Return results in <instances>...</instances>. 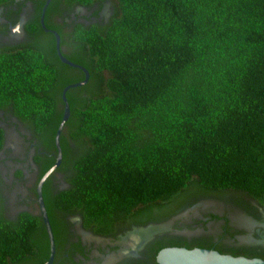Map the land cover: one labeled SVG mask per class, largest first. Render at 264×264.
I'll return each mask as SVG.
<instances>
[{
    "label": "trees",
    "instance_id": "trees-1",
    "mask_svg": "<svg viewBox=\"0 0 264 264\" xmlns=\"http://www.w3.org/2000/svg\"><path fill=\"white\" fill-rule=\"evenodd\" d=\"M45 1L35 0L26 40L0 42V110L36 141L33 194L55 161L61 92L84 79L58 58L54 35L42 28ZM13 3L0 0L4 8ZM105 3L106 22L65 27L53 19L93 5L97 16ZM43 21L59 35L61 54L89 74L66 92L62 161L42 187L53 264L66 215L109 234L134 213L164 219L190 189L264 200V0H51ZM56 173L68 188L55 190ZM171 239L153 242V264ZM48 257L40 216L10 220L0 200V264H44Z\"/></svg>",
    "mask_w": 264,
    "mask_h": 264
},
{
    "label": "flooded vegetation",
    "instance_id": "flooded-vegetation-1",
    "mask_svg": "<svg viewBox=\"0 0 264 264\" xmlns=\"http://www.w3.org/2000/svg\"><path fill=\"white\" fill-rule=\"evenodd\" d=\"M107 5L99 9L97 16L93 14L97 6L93 5L90 9L75 7L64 13L66 16L53 15V19L60 24L65 22V27L72 23L106 22L110 16ZM34 7L35 0H14L5 8L0 6V42L16 46L29 37L25 25L34 14ZM45 31L55 32L47 28ZM0 128L3 131L0 149L2 214L10 220L23 213L39 215L36 186L35 194L31 190L38 176L34 161L36 141L31 140L21 122L2 110ZM53 186L59 191L68 188L64 174L54 175ZM171 208V214L158 222L150 218L142 221V217L139 220L135 213L129 215L132 217L114 223V230L109 234L86 228L77 214L66 215V232L56 264H153V242L164 236L173 240L169 247L203 248L264 261V200L237 191L190 189L184 198L173 202ZM163 223H169V228L153 235L134 253L132 243H120L134 230Z\"/></svg>",
    "mask_w": 264,
    "mask_h": 264
},
{
    "label": "water",
    "instance_id": "water-1",
    "mask_svg": "<svg viewBox=\"0 0 264 264\" xmlns=\"http://www.w3.org/2000/svg\"><path fill=\"white\" fill-rule=\"evenodd\" d=\"M51 0H46L45 4L42 8V13L40 16V24L44 30H46L44 26V13L47 5ZM55 38V49L58 58L65 64L77 67L84 72V79L80 82L72 83L65 86L61 92V99L63 102V114L60 121V124L57 128V131L54 136V145L56 148V156L53 165L42 175L36 185V197L37 203L39 207V216L43 222L48 242H49V257L44 264H53L54 255H55V243L54 236L50 226V222L48 219V215L46 212V208L44 205L43 197H42V187L46 179L59 167L62 161V151L60 148V133L62 128L67 121L70 110L69 104L66 99V92L77 86L84 85L89 77L87 70L75 63H72L67 58H65L61 52L59 47V35L56 32H53ZM169 223L150 225L145 228H140L132 231L127 236L121 239L120 243H126V241L130 240V243L133 244L132 252L134 253L138 248H140L146 241L152 238L153 235L166 231L169 228ZM155 261L157 264H264V261L259 259H248L245 257H234L231 255L221 254L215 250L203 249V248H193L186 249L181 247H165L159 250L155 256Z\"/></svg>",
    "mask_w": 264,
    "mask_h": 264
},
{
    "label": "bare ground",
    "instance_id": "bare-ground-1",
    "mask_svg": "<svg viewBox=\"0 0 264 264\" xmlns=\"http://www.w3.org/2000/svg\"><path fill=\"white\" fill-rule=\"evenodd\" d=\"M128 242H130V240H128Z\"/></svg>",
    "mask_w": 264,
    "mask_h": 264
},
{
    "label": "rangeland",
    "instance_id": "rangeland-1",
    "mask_svg": "<svg viewBox=\"0 0 264 264\" xmlns=\"http://www.w3.org/2000/svg\"><path fill=\"white\" fill-rule=\"evenodd\" d=\"M20 190V189H19ZM3 215V214H2ZM3 217H4V215H3Z\"/></svg>",
    "mask_w": 264,
    "mask_h": 264
}]
</instances>
